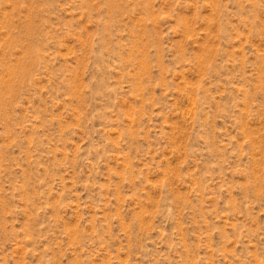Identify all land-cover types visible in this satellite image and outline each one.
Instances as JSON below:
<instances>
[{"label":"rangeland","instance_id":"rangeland-1","mask_svg":"<svg viewBox=\"0 0 264 264\" xmlns=\"http://www.w3.org/2000/svg\"><path fill=\"white\" fill-rule=\"evenodd\" d=\"M0 264H264V0H0Z\"/></svg>","mask_w":264,"mask_h":264}]
</instances>
